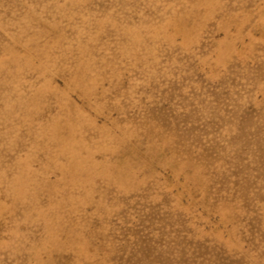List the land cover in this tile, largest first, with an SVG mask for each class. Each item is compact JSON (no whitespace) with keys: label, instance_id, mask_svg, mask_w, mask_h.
<instances>
[{"label":"rangeland","instance_id":"obj_1","mask_svg":"<svg viewBox=\"0 0 264 264\" xmlns=\"http://www.w3.org/2000/svg\"><path fill=\"white\" fill-rule=\"evenodd\" d=\"M0 264H264V0H0Z\"/></svg>","mask_w":264,"mask_h":264}]
</instances>
